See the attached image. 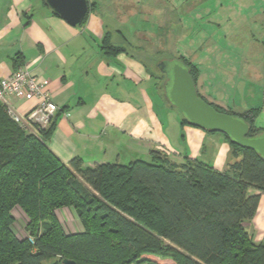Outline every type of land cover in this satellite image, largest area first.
<instances>
[{"label":"trees","instance_id":"1","mask_svg":"<svg viewBox=\"0 0 264 264\" xmlns=\"http://www.w3.org/2000/svg\"><path fill=\"white\" fill-rule=\"evenodd\" d=\"M102 42L106 54L122 50L108 35ZM173 59L196 84L197 65ZM210 104L248 123V136L264 133L255 123L259 109L229 113ZM181 124L189 123L181 116ZM54 127L53 119L28 132L0 103V264H159L144 254L175 264H264V241L246 227L264 193V159L256 151L222 133L234 158L224 171L188 157L174 162L161 150L88 166L79 156L64 163L49 149ZM62 208L74 210L82 230L66 231L56 214ZM14 210L23 213V237Z\"/></svg>","mask_w":264,"mask_h":264},{"label":"crops","instance_id":"2","mask_svg":"<svg viewBox=\"0 0 264 264\" xmlns=\"http://www.w3.org/2000/svg\"><path fill=\"white\" fill-rule=\"evenodd\" d=\"M187 1L88 0L93 7L85 21L72 26L43 0H0V77L23 67L48 80L46 88L59 111L47 144L62 162L79 156L88 166L125 164L148 158L152 150L165 152L174 162L188 157L220 171L234 160L221 132L181 124V116L166 101L157 76L138 54L143 35L158 34L166 22H171L169 30H176L180 8ZM251 8L258 14L264 12V0H254ZM106 35L122 50L106 54L102 49ZM224 60L228 63L224 70L230 66L232 70L229 57ZM193 63L199 70L198 93L226 108L230 91L217 95L210 80L213 74L210 77L201 70L204 58ZM226 75V80L232 79ZM246 85L244 82V89ZM13 104L22 112L31 100L14 99ZM255 123L264 128L258 117ZM65 209L56 214L70 227L72 211L65 213ZM246 227L256 241H264V193Z\"/></svg>","mask_w":264,"mask_h":264},{"label":"rangeland","instance_id":"3","mask_svg":"<svg viewBox=\"0 0 264 264\" xmlns=\"http://www.w3.org/2000/svg\"><path fill=\"white\" fill-rule=\"evenodd\" d=\"M253 1L189 0L180 8V22L175 25L174 32L169 30L171 22H166L158 34L153 32L149 36L143 35L138 54L146 59L148 67L157 76L163 94L165 75L157 69V62L180 55L191 62L204 58L201 70L207 76L213 74L214 78L210 80L216 86L217 95H221L218 91L222 94L227 93L226 90L230 91L226 97L228 104L222 109L229 113L241 109H259L256 118L264 127V12H254L251 8ZM225 56L234 65V72L230 64V70H224V66L228 65L224 63ZM223 71L232 79L226 80L227 75ZM237 72L240 73L239 77ZM244 82L247 84L245 89ZM68 209L72 211L69 216L70 227L62 221L65 229L82 230L74 210L67 208L64 212L67 213ZM14 214L18 218L15 232L18 237H23L26 235L23 213L14 210ZM143 256L159 264H175L170 258L154 254Z\"/></svg>","mask_w":264,"mask_h":264},{"label":"water","instance_id":"4","mask_svg":"<svg viewBox=\"0 0 264 264\" xmlns=\"http://www.w3.org/2000/svg\"><path fill=\"white\" fill-rule=\"evenodd\" d=\"M46 6L72 26H78L88 10V0H44ZM157 69L165 75L163 86L167 101L192 126L210 132L226 134L230 141L252 149L264 159V133L248 136L249 125L242 119L217 111L198 95L196 84L188 71L177 59H162ZM61 264H77L63 258Z\"/></svg>","mask_w":264,"mask_h":264},{"label":"built area","instance_id":"5","mask_svg":"<svg viewBox=\"0 0 264 264\" xmlns=\"http://www.w3.org/2000/svg\"><path fill=\"white\" fill-rule=\"evenodd\" d=\"M48 80L39 78L30 70L18 67L5 77H0V103L7 114L26 131L34 133V126L46 128L54 119L59 107L46 88ZM14 99L31 100V104L19 112Z\"/></svg>","mask_w":264,"mask_h":264}]
</instances>
